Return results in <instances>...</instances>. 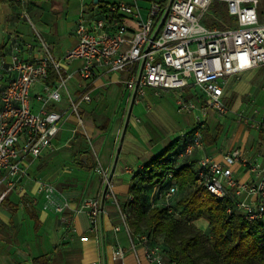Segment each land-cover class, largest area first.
I'll return each instance as SVG.
<instances>
[{
	"label": "built area",
	"instance_id": "built-area-1",
	"mask_svg": "<svg viewBox=\"0 0 264 264\" xmlns=\"http://www.w3.org/2000/svg\"><path fill=\"white\" fill-rule=\"evenodd\" d=\"M145 1L149 4L146 17L141 0L108 3L95 16L81 17L76 27L77 41L61 59L44 42L37 53L23 36L13 38L11 45L9 39L0 53V188L6 187L0 193V202L16 188L30 163L55 148V140L70 116L78 127L85 128L82 105L92 101L88 89L98 68L127 73L126 86L132 94L135 91L136 99L145 97L148 91L156 95L174 91L180 112L199 110L206 117L210 110L220 116L230 111L221 87L224 80L264 67L260 0H173L165 10L159 1ZM215 3L225 4L231 17L223 28L205 23ZM75 63L79 68L70 70ZM76 75L85 84L78 94L71 89ZM194 89L202 98L186 97V92ZM238 117L240 123L264 134V111L254 110L249 116L240 113ZM203 128L199 120L172 157L173 168L155 185V200L163 203L169 216H180L172 205L178 188L166 184L178 168L187 165L195 172L197 187L220 200H231L228 221L242 217L250 223L264 224V171L246 161L239 149L226 153L223 161L204 153ZM198 152L203 153L196 160ZM236 162L249 164L260 180L239 182L231 169ZM101 173L105 197L115 199L109 176ZM38 191L45 200L44 210H64L65 204L58 201L52 184L40 181ZM82 208L88 215L90 232L97 233L102 204L88 197ZM148 239L141 236L142 242ZM132 247L135 249L134 243ZM124 251L119 249L115 256H123ZM147 257L153 264H176L166 262L160 244L147 247Z\"/></svg>",
	"mask_w": 264,
	"mask_h": 264
},
{
	"label": "crops",
	"instance_id": "crops-1",
	"mask_svg": "<svg viewBox=\"0 0 264 264\" xmlns=\"http://www.w3.org/2000/svg\"><path fill=\"white\" fill-rule=\"evenodd\" d=\"M50 1L53 14L65 13V16L74 17L77 27L81 17H93L100 7L120 0H99L97 5L93 0ZM219 5L226 7L225 4ZM26 8L35 13L41 11L42 5L39 0H0V53L9 39L11 45L17 36H23L34 45L37 53L41 52V42L36 35L19 31L18 24L24 18ZM227 22L228 19L218 25L212 23L207 26L223 28ZM57 23L58 17L51 18L52 28L55 26L57 29ZM43 39L53 54L61 59L65 51L75 45L76 29L69 32L67 43L55 34L43 36ZM79 66L75 63L69 69L75 71ZM254 76L255 70L221 83L227 106L232 100L236 102L234 106H246L242 99L252 96L251 80ZM128 77L127 73H112L98 68L88 89L92 101L82 105V116L87 119L83 131L78 130L75 118L70 116L55 140V148L30 163L26 167V175L20 177L16 188L0 202V264H153L147 257V247L153 246L149 245L150 239L142 242L141 236L145 234L135 233L136 225H141V222H137L138 209L132 203V187L144 167L172 143L177 142V146L170 155L182 148L203 117L198 111L187 112L186 122H175L170 112L172 103L168 100L174 91L160 95L148 91L145 97L133 102L124 128L126 108L128 110L131 100L126 86ZM83 85L76 75L71 89L78 94L85 89ZM176 107L179 113H183L178 110L177 104ZM220 118L210 110L205 123L202 122L203 130L208 131L204 153L223 161L226 153L239 149L246 161L264 171V134L240 123L237 117L230 131L226 132V139L220 142ZM101 119L105 120L103 124ZM176 132L178 137L169 145ZM89 142L94 155L88 152ZM202 153L198 152L195 159ZM68 156L72 163L63 169L60 163ZM231 169L239 182L257 183L260 180L258 172L249 164L236 162ZM100 171L109 176L115 199L105 197L106 189ZM40 181L54 186L58 201L65 204L62 212L43 209L45 200L38 191ZM5 188L2 186L0 193ZM154 188L147 194L141 208L162 204L160 200H155ZM88 197L97 198L102 203L97 233L90 232L88 215L82 208ZM195 225L203 232L209 229V221L205 218L197 220ZM119 249L125 250L121 257L115 256ZM166 262L169 263L167 259Z\"/></svg>",
	"mask_w": 264,
	"mask_h": 264
},
{
	"label": "trees",
	"instance_id": "trees-1",
	"mask_svg": "<svg viewBox=\"0 0 264 264\" xmlns=\"http://www.w3.org/2000/svg\"><path fill=\"white\" fill-rule=\"evenodd\" d=\"M160 3L165 10L169 0ZM219 7L217 3L212 6L224 15L226 7ZM129 97H132L131 92ZM203 134L207 139L208 131L203 130ZM176 146L177 142L172 143L147 164L137 175L138 180L132 187V203L138 209L137 222H140V217L148 214L149 245L157 243L156 239L160 237L166 259L176 264H264V224L250 223L242 217L228 221L226 212L231 206V200H220L204 188L197 187L195 172L190 166L178 168L174 178L166 184V187L176 185L178 188L172 205L180 211L179 217L169 216L163 203L153 208H141L148 192L173 168L172 157L181 149L170 155ZM201 218L209 221V229L205 232L195 225ZM140 231V225H136L135 232Z\"/></svg>",
	"mask_w": 264,
	"mask_h": 264
},
{
	"label": "rangeland",
	"instance_id": "rangeland-1",
	"mask_svg": "<svg viewBox=\"0 0 264 264\" xmlns=\"http://www.w3.org/2000/svg\"><path fill=\"white\" fill-rule=\"evenodd\" d=\"M39 4L42 5V9H41L42 12L37 11L35 13L34 12L32 13V11H29L26 8L25 13L23 14L24 18L18 24L19 31L27 35H30L31 33L33 35H36L39 42L41 43L44 41L43 36L46 37V35H49V34H55L61 39L62 42L67 43L69 32L72 30L75 31L76 29L75 18L67 16V15L65 16V13L59 14V15L53 14L52 13V1L50 0H39ZM148 6H149L148 2H146L145 0H141V7L143 8V14L145 17H146ZM219 6H220L219 9H221L222 6L221 5ZM258 12L260 16V21L264 23V0H260ZM36 14L38 15L36 16ZM41 15H43L42 18H41ZM53 17H58L57 29H55V26L54 28L50 26L51 18ZM227 19H231V17L229 16L227 7L225 8L224 15H221L219 10L211 8V10L207 14V21L205 23L208 25H211L212 23L215 25H218L221 22H226ZM251 83L253 85L252 96L244 97L242 99L243 103H245L246 106H244L243 104H241L240 106L239 105L234 106L236 102L234 100L229 101L228 108L230 110L233 107V109L230 112H228L226 115L220 116L221 117L220 124L222 125V128H221L222 134L220 136V142L226 139V132L230 131L232 126L235 124V120H237V117L241 111H243V113L246 114L247 116H249L250 113L253 112L254 110H259L261 112L264 111V67L255 70V76L251 80ZM186 93H187L186 95L189 98L192 97L193 95H198L199 98H202L200 92L195 89L192 91H188ZM176 94L177 92H173L168 97V100L172 103L170 104L171 116L174 118L175 122H186V119H188V113L187 112L179 113L177 111V107L175 103ZM197 111L199 113L198 112L196 113H198L201 117H203L201 122L205 123L206 117L202 116V113L199 110ZM83 120H84V123H87L86 118H83ZM104 121L105 120L101 119L100 123L103 124ZM78 130L81 132L83 131V129L80 127H78ZM177 137H178V133L176 132V134L168 142L169 145H170V142L172 143ZM90 142L88 144V152H90L91 155H94V149L91 146ZM70 163L72 162L70 161V158L68 156V157H65V159L63 158V160L60 163V166H62L64 169V167H67ZM150 193L151 192H148V195ZM115 205L118 206L116 202H115ZM137 216L138 215L136 214V217ZM147 217H148V214L146 216L140 217L141 231L137 233L148 235L149 229L147 227ZM156 242L162 243V239L159 237L156 239Z\"/></svg>",
	"mask_w": 264,
	"mask_h": 264
},
{
	"label": "water",
	"instance_id": "water-1",
	"mask_svg": "<svg viewBox=\"0 0 264 264\" xmlns=\"http://www.w3.org/2000/svg\"><path fill=\"white\" fill-rule=\"evenodd\" d=\"M94 3L97 5L99 3V0H93ZM173 0H169V3H168V6L167 8H169V6L171 5ZM165 19V15H164V18L163 20ZM134 97H135V91L133 92L132 94V97H131V100H130V103H129V107H128V110H127V115H126V118H125V123H124V128L129 120V116H130V113H131V109H132V105H133V102H134Z\"/></svg>",
	"mask_w": 264,
	"mask_h": 264
}]
</instances>
